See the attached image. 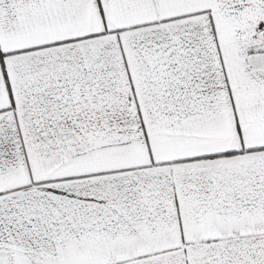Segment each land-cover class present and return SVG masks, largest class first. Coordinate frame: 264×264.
Wrapping results in <instances>:
<instances>
[{"label":"snow or ice","instance_id":"snow-or-ice-1","mask_svg":"<svg viewBox=\"0 0 264 264\" xmlns=\"http://www.w3.org/2000/svg\"><path fill=\"white\" fill-rule=\"evenodd\" d=\"M0 264H264V0H0Z\"/></svg>","mask_w":264,"mask_h":264}]
</instances>
